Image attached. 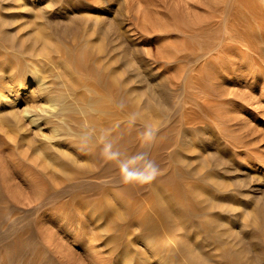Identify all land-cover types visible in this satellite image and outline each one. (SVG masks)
<instances>
[{
	"label": "rangeland",
	"instance_id": "obj_1",
	"mask_svg": "<svg viewBox=\"0 0 264 264\" xmlns=\"http://www.w3.org/2000/svg\"><path fill=\"white\" fill-rule=\"evenodd\" d=\"M208 8V0H0V90L15 80L28 87L7 99L19 97L10 105L20 132L0 126V264H264V60L249 67L247 38L222 61L202 59L193 45ZM112 39L138 68L132 85L142 98L129 112L117 109L114 149L106 129L89 128L95 148L77 136L40 146L73 120L52 116L59 107L38 83L50 94L69 90L65 100L76 102L95 82L75 62ZM29 45L44 47V58L28 55ZM25 60L37 61L35 75ZM239 176L254 200L231 194ZM169 233L176 239L165 245Z\"/></svg>",
	"mask_w": 264,
	"mask_h": 264
},
{
	"label": "bare ground",
	"instance_id": "obj_2",
	"mask_svg": "<svg viewBox=\"0 0 264 264\" xmlns=\"http://www.w3.org/2000/svg\"><path fill=\"white\" fill-rule=\"evenodd\" d=\"M15 1V0H14ZM209 2V15L207 17V19H204L202 22L205 21V25H200L198 33H197V38L195 41L194 49L198 50L199 52H201V56L198 52V54L202 57L204 56H214V55H218L221 58V61L223 60L222 58L226 57L228 54V51L230 49H232L235 46H241V41L244 40L245 38L250 39L249 44L252 47H247V49L245 51L252 52L250 50L255 51L254 55L252 53L251 56L248 57V65L249 67H251L252 63H256L258 61H262L264 60V0H208ZM25 5V4H24ZM27 5V4H26ZM23 8V6H22ZM96 17V16H95ZM96 19V18H95ZM98 19V18H97ZM207 20V21H206ZM207 22V23H206ZM96 24V22H95ZM208 24V25H207ZM207 28H205V27ZM97 27V26H96ZM203 27L205 29H203ZM164 28V27H163ZM186 29V28H185ZM102 30V29H101ZM97 31V30H95ZM191 32V31H190ZM41 37V35H39ZM38 37V36H37ZM14 39V38H13ZM58 39V38H57ZM86 39V38H84ZM45 40V39H44ZM88 40V39H87ZM86 40V41H87ZM194 40V39H193ZM19 42V41H18ZM31 42V41H30ZM12 43V42H11ZM75 43V42H74ZM97 43V42H96ZM10 44V43H9ZM20 45H22L23 43H19ZM31 44V43H30ZM45 45H49V42L46 43L44 42ZM119 44V43H118ZM8 44H6L7 46ZM18 45V44H17ZM47 45V46H48ZM246 45V44H245ZM23 46V45H22ZM25 46V45H24ZM32 46V45H31ZM29 45L28 47V52L26 51V53H28V55L30 56H41L44 58L45 56V51L46 49L43 47H40V50H37L39 52H36L34 49V47L32 49L29 50V48L31 47ZM45 46V47H47ZM81 46V45H80ZM8 47V46H7ZM6 47V48H7ZM16 47V46H12ZM49 47V46H48ZM47 47V48H48ZM120 47V46H119ZM237 47V48H239ZM10 48V47H8ZM27 48V47H26ZM43 49H45L44 52ZM119 48H117V45L115 44V42L112 40H109L108 42H106L105 44H99L97 45V48L94 49V52L91 53L90 49H86L87 52L84 50L83 52V58L78 59L77 62H75V66H76V70L83 73V75L86 78H92L95 82V84L90 83V82H85V84H83L81 86L83 93L82 98L81 99H76L74 97V100L76 102L72 103V102H68L65 100V98L69 95L72 96V92L71 91H67L65 93H62L61 91L59 92H53L52 94L49 93L48 90V84H45L44 81L43 83H38L41 80L38 79L37 83H38V87H36L37 91L40 92V96H44L45 98H47V101L49 102V106L50 107H54L55 105H58V111L54 114H52V116L55 117V119L59 122L62 119H68L69 121L72 122H65L64 125H61L62 130L60 131V133L57 136H52L53 134L50 135H44V139L41 143L40 146L44 147V148H48V141H52V143L57 140V139H63V138H67V137H73V136H77L79 139H81L83 142H85L86 144H89L90 147H92L94 145V148L96 147L94 142L90 137V130L95 131V133H97V136H99V132L100 129H106L109 133V137L107 139V146H108V151H111L114 149V134H115V130H113L114 124L116 122V119L119 116V113L121 112H117L118 108H123V110L125 108H127L126 110L129 112L128 109H130V107H132L134 104H136L137 102H141L142 98L140 97L139 92H137L135 90V88L132 85V81H136L139 82L140 78H138L139 76V72L136 70L138 68L135 69L134 71V65L131 64V58L129 59L127 55H125V53L122 52L120 50H118ZM13 50V49H12ZM14 50L16 51L17 49L14 48ZM63 50V49H62ZM90 52V53H88ZM243 52V50H242ZM25 53V52H24ZM45 53V54H44ZM64 53V52H63ZM69 53V52H68ZM77 54V51L76 53ZM10 55V54H9ZM73 56V54H71ZM82 56V55H81ZM199 56V58H201ZM74 57V56H73ZM102 57H106L105 60H103ZM244 57V56H243ZM135 58V57H134ZM198 58V57H197ZM30 59V58H29ZM32 59V58H31ZM30 59V60H31ZM36 59V58H35ZM66 59V58H65ZM133 59V58H132ZM42 61L41 63H44L43 60L45 59H40L38 58L37 61ZM75 60V59H74ZM137 60V59H136ZM27 61V60H25ZM37 61H27L29 63V68L32 69V74L31 76L35 75V73L38 71V69L36 68V70L32 67L37 65ZM47 61V60H46ZM45 61V62H46ZM103 61V62H101ZM105 61V62H104ZM190 61V60H189ZM194 61V60H193ZM18 62V61H17ZM24 62V61H23ZM31 62V63H30ZM148 62V61H147ZM22 63V62H21ZM211 63L213 64H219L216 61H212ZM233 63V62H232ZM18 64V63H17ZM49 64V63H48ZM206 64V63H205ZM23 65V64H20ZM26 66V65H25ZM28 66V64H27ZM39 66V65H38ZM120 66V67H119ZM37 67V66H36ZM55 67V66H54ZM121 70H123V72L125 73V75L122 77V71H121V75L119 72H117L118 68H121ZM31 71V69H29ZM35 71H34V70ZM60 69V68H59ZM58 69V70H59ZM251 69V68H250ZM53 70V69H52ZM51 70V71H52ZM203 70V69H202ZM29 71V72H30ZM119 71V70H118ZM27 73V72H26ZM41 73V72H40ZM52 73V72H50ZM119 73V74H118ZM145 73V72H144ZM3 74V73H2ZM16 75V74H15ZM119 75L121 76V78H119ZM146 75V74H145ZM2 76V75H1ZM30 76V75H29ZM30 76V77H31ZM18 77V75L16 76ZM15 78V77H14ZM22 78V77H21ZM47 78V77H46ZM219 78V77H218ZM23 80V79H22ZM16 81V80H15ZM14 81L15 84L11 83L12 85L9 86V88H5L4 90H0V126L1 129L2 127H4L3 129L5 131L8 132L9 129H14L13 133L17 134L20 132V129L23 127L22 125V120H20L19 115H17L15 113V111L13 112L12 110V106L10 104L15 103L16 101L19 100V97H14L11 100H7L9 97V95H11L13 92H17V89H19L21 92L25 91L28 89L27 84H20V86H18V84H16V82ZM18 81V80H17ZM92 81V80H91ZM211 81V80H210ZM19 82V81H18ZM20 83V82H19ZM75 85V84H74ZM165 85V84H164ZM69 86V85H68ZM76 86V85H75ZM19 87V88H17ZM167 87V86H166ZM207 87V86H206ZM50 88V87H49ZM137 88V87H136ZM164 88V87H163ZM171 88V87H170ZM52 89V88H51ZM59 89V88H58ZM163 90V89H162ZM166 90V89H165ZM171 90V89H170ZM53 91V90H52ZM51 91V92H52ZM65 91V90H64ZM63 91V92H64ZM149 91V90H148ZM164 92V90H163ZM46 93H49L48 95H46ZM149 93V92H148ZM172 93V92H171ZM174 94V92H173ZM104 95L109 97L110 100H106L104 98ZM166 96V94H164ZM163 95V96H164ZM161 96V95H160ZM162 96V97H163ZM174 96V95H173ZM49 97V98H48ZM144 98V96H142ZM161 97V98H162ZM168 97V96H167ZM164 99V98H163ZM46 101V100H45ZM164 101V100H163ZM211 103L212 101L209 100ZM76 103V104H75ZM46 104V103H45ZM44 104V105H45ZM138 105V104H137ZM161 105V104H160ZM215 106V105H214ZM46 107V106H45ZM145 107V106H144ZM150 107V106H149ZM48 108V107H47ZM141 108V107H140ZM151 108V107H150ZM132 109V108H131ZM170 109V108H169ZM48 110V109H47ZM24 117L26 116L29 119V122L34 123L37 127L39 126L38 123V119L39 117H35V115L29 113L30 110L26 109L24 107V109L22 110ZM43 112V110H42ZM41 112V113H42ZM76 113L79 114L80 118H76L74 116H72V114ZM44 114V113H43ZM49 114V113H48ZM130 114V113H129ZM62 115V116H61ZM131 115V114H130ZM153 115V114H152ZM50 116V115H49ZM61 116V117H60ZM65 116V117H64ZM126 116V115H125ZM128 116V115H127ZM132 116V115H131ZM142 117H144L143 115H141ZM146 116V115H145ZM23 117V116H22ZM134 117V116H133ZM70 118V119H69ZM73 118V119H71ZM126 118V117H125ZM79 119V120H78ZM139 119V118H138ZM161 120V119H160ZM64 121V120H63ZM72 124V125H70ZM53 125V124H52ZM59 125V124H58ZM75 125V126H73ZM51 126V125H50ZM183 126V125H182ZM56 127V126H55ZM57 128V127H56ZM89 128V129H88ZM0 129V131H1ZM53 129V128H52ZM55 129V128H54ZM27 130V129H26ZM42 131V130H41ZM43 132V131H42ZM129 132V131H128ZM3 133V132H2ZM22 133V132H21ZM20 133V136L22 135ZM8 135V133H7ZM41 135V134H40ZM132 135V134H131ZM196 135V134H195ZM16 136V135H15ZM14 136V137H15ZM25 136V133H24ZM182 136V135H181ZM186 136V135H185ZM6 137V136H5ZM23 137V136H22ZM94 137V136H93ZM187 137V136H186ZM18 138V137H17ZM10 139V136H9ZM96 139V138H95ZM183 139V138H182ZM11 140V139H10ZM231 140V139H230ZM22 141V140H21ZM21 141L20 144L22 143ZM25 141V140H24ZM45 141V142H44ZM98 141V140H97ZM184 142V141H183ZM203 143V142H202ZM30 144V143H29ZM185 144V143H184ZM35 145V144H34ZM52 145V144H51ZM70 145V144H69ZM84 145V144H83ZM82 144H79V146H77V149L75 148L77 153H83L84 149H81V147L83 146ZM167 145V144H166ZM178 145V144H177ZM54 146V145H53ZM81 146V147H80ZM32 147V146H31ZM37 146L35 145L34 149ZM65 147V146H64ZM55 149V148H54ZM58 149H55V151ZM33 151V150H32ZM44 151H46L44 149ZM34 152V151H33ZM38 152V151H37ZM60 153V151H58ZM62 152V151H61ZM36 153V152H35ZM42 153V152H41ZM66 153V152H65ZM34 154V153H33ZM38 154V153H37ZM63 154V153H62ZM67 154V153H66ZM86 154V153H85ZM84 154V156H85ZM88 154V153H87ZM236 154V153H235ZM42 155V154H40ZM89 155V154H88ZM37 156V155H36ZM64 156V155H63ZM249 156V155H248ZM65 157V156H64ZM66 157H68L67 159L71 160L70 157L71 155H67ZM73 157V156H72ZM242 158V157H241ZM245 158V157H244ZM251 158V156H250ZM41 159V157L39 158ZM43 159V158H42ZM45 159V158H44ZM74 160V159H73ZM246 160V159H245ZM258 160V159H257ZM256 160V161H257ZM35 161V160H34ZM224 160H221V162H223ZM54 158H52L51 156H48V162L46 163H50V165H57L56 163H54ZM53 163V164H52ZM73 163V161H72ZM212 163V161L210 162ZM219 161H215V163H212L209 167L212 168V170L214 169H219L220 171V166H219ZM36 164V163H35ZM71 164V163H70ZM76 164V163H74ZM221 164V163H220ZM73 165V164H72ZM225 165V163H224ZM244 165V164H243ZM74 166V165H73ZM180 166V165H179ZM178 166V167H179ZM202 168V164L200 165ZM226 166V165H225ZM1 167V166H0ZM6 167V166H5ZM49 167V166H48ZM58 167V166H57ZM62 167V166H61ZM198 167V166H197ZM195 167V168H197ZM207 167V166H205ZM229 167V166H228ZM59 168V167H58ZM69 168V167H68ZM226 168V167H225ZM231 169H233L234 167H230ZM236 168V167H235ZM182 169H185L182 167ZM230 169V170H231ZM229 169H225L224 171H230ZM222 171V170H221ZM239 171V168L238 170ZM225 172V174H226ZM240 172V171H239ZM245 172V171H244ZM238 173V172H237ZM224 174V173H223ZM242 174V173H241ZM17 176V175H16ZM238 176V175H237ZM247 176V175H246ZM250 176V175H249ZM240 177V176H239ZM244 177V176H243ZM238 178V177H237ZM236 178V179H237ZM199 180V179H198ZM234 184V183H232ZM240 186V190L238 189V187ZM9 186H7L6 188H8ZM241 187L243 189H241ZM251 187V186H250ZM253 189V186L251 187ZM1 190H4V188H1ZM0 190V196L3 193ZM231 194H236L238 197L244 198L246 199H251L252 197L249 195V185L246 181L242 180L241 177L240 179H238L236 181V183L234 184V188L230 189ZM255 191V190H254ZM253 191V192H254ZM10 192V191H8ZM12 192V191H11ZM10 192V193H11ZM223 192V191H222ZM264 192V191H263ZM230 193V192H229ZM228 193V194H229ZM251 194H253L251 192ZM256 194V193H254ZM260 194V193H259ZM235 195V197H237ZM254 198V195H252ZM256 196V195H255ZM225 197V196H224ZM257 197V196H256ZM258 197H260L258 195ZM232 198V197H231ZM252 198V199H253ZM219 199V198H218ZM224 199V198H222ZM233 199V198H232ZM251 199V201H252ZM230 200V199H229ZM254 200V199H253ZM206 203V202H205ZM204 203V204H205ZM224 205V204H223ZM221 205V206H223ZM213 207V206H212ZM211 207V208H212ZM198 209V208H197ZM48 210V209H47ZM212 210V209H211ZM222 211L229 213L228 212V208H221ZM36 211V210H35ZM198 211V210H197ZM186 212V211H185ZM202 212V211H201ZM231 214V213H229ZM233 215V214H232ZM258 215V213H257ZM237 216V215H236ZM234 218V217H233ZM237 218V217H236ZM256 218H260V216H256ZM254 219V218H253ZM194 220V218H193ZM196 220V219H195ZM194 220V221H195ZM199 221V220H198ZM196 222V221H195ZM200 225H202L200 223ZM198 226V225H197ZM231 227V226H230ZM244 226H242L243 228ZM246 227V226H245ZM242 230V229H241ZM251 230V229H250ZM263 230L262 227H260L258 229V231ZM226 231V230H225ZM248 231V230H247ZM264 231V230H263ZM231 232V231H230ZM232 233V232H231ZM230 233V234H231ZM240 233V231H239ZM242 234V233H241ZM246 234V233H245ZM234 235V234H233ZM242 236V235H241ZM244 236V235H243ZM176 236L174 234H165L164 238H162V242L165 245H169L170 243H172L173 241H175ZM248 237V236H247ZM234 249V248H233ZM227 250V249H226ZM231 252V251H230ZM235 252V251H234ZM255 256H259L258 253H255ZM199 256V255H198ZM169 258V257H168ZM196 259V258H195ZM206 258H204L205 260ZM238 259V258H237ZM224 260V259H223ZM229 260L228 262L231 264V260L232 259H227ZM191 261L194 262V264H203L204 263H208L202 260H194L193 257H191ZM200 261V262H199ZM202 261V262H201ZM211 261V260H210ZM220 261V260H219ZM226 261V259H225ZM192 262V263H193ZM236 262V261H235ZM191 263V262H190ZM228 263V264H229ZM213 264V263H212ZM232 264H235L234 262Z\"/></svg>",
	"mask_w": 264,
	"mask_h": 264
},
{
	"label": "clouds",
	"instance_id": "obj_3",
	"mask_svg": "<svg viewBox=\"0 0 264 264\" xmlns=\"http://www.w3.org/2000/svg\"><path fill=\"white\" fill-rule=\"evenodd\" d=\"M154 176H155V171H153V173L150 176L144 178L142 182H147V180L152 179Z\"/></svg>",
	"mask_w": 264,
	"mask_h": 264
}]
</instances>
